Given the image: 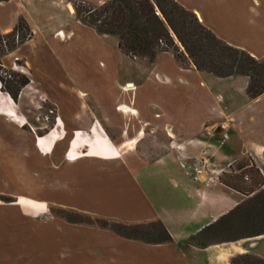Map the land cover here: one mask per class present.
<instances>
[{
    "label": "crops",
    "instance_id": "0c3cea01",
    "mask_svg": "<svg viewBox=\"0 0 264 264\" xmlns=\"http://www.w3.org/2000/svg\"><path fill=\"white\" fill-rule=\"evenodd\" d=\"M173 1L227 45L264 59V0ZM20 16L35 38L19 58L56 109L62 134L46 151L33 131L0 114V195L15 200L0 201V264H231L243 254L264 260V234L204 248L187 243L243 201L216 181L218 174L246 155L258 169L264 167V93L250 99L245 77L217 78L192 65L183 68L170 52L156 55L139 86L115 81L116 92L105 94L106 100L82 89L64 63L60 77L44 86L36 81L31 58L52 57L50 40L71 49L84 30L105 36L76 20L70 0L0 2V33ZM163 55L171 69H160ZM53 90L65 98L64 107ZM84 98L91 100L90 108ZM95 124L116 133L106 135L111 147L69 157L79 128L87 132ZM197 159L204 173L193 184L187 175ZM37 207L124 224L158 220L172 242L146 244L58 215L37 217Z\"/></svg>",
    "mask_w": 264,
    "mask_h": 264
},
{
    "label": "trees",
    "instance_id": "16d2710c",
    "mask_svg": "<svg viewBox=\"0 0 264 264\" xmlns=\"http://www.w3.org/2000/svg\"><path fill=\"white\" fill-rule=\"evenodd\" d=\"M5 1L7 0H0V2ZM72 5L77 21L93 29L98 35L115 37L117 49L132 59L139 58L152 64L157 53L173 51L175 61L182 67V57L177 54V46L172 38L174 35L183 48L182 54L188 57L197 71L217 78L247 77L249 81L245 93L250 99H255L264 93V59L257 60L245 51L227 45L201 24L192 12L173 0H106L100 5L74 0ZM29 38V25L26 19L20 16L12 29L0 33V57L17 49ZM14 61L16 64L19 60ZM2 73L4 77L0 79L1 89L12 100H16L20 89L28 84V80L21 76L18 78L15 74H10L5 70ZM13 77L19 80L4 81V79ZM241 162L237 172H222L218 174L216 181L224 188L244 197L245 200L213 223L188 237V244L204 248L214 243L264 234L260 232L233 239L202 241L221 224L241 213L243 208L245 210L247 208L246 213H258L264 210V175L249 156H243ZM0 201L12 203L15 200L0 195ZM58 211L61 213L58 216L68 222L91 225V222L84 220V218L89 219L86 214L72 210ZM62 213L65 216H62ZM69 215H73L74 218H69ZM93 219L97 227L108 229L125 239L146 244L172 242L166 229L158 220L149 223L124 224L96 217ZM230 263L264 264V260L257 256L243 254L231 258Z\"/></svg>",
    "mask_w": 264,
    "mask_h": 264
},
{
    "label": "rangeland",
    "instance_id": "374dc122",
    "mask_svg": "<svg viewBox=\"0 0 264 264\" xmlns=\"http://www.w3.org/2000/svg\"><path fill=\"white\" fill-rule=\"evenodd\" d=\"M70 2L72 4L74 0H70ZM47 30L48 28L45 29L44 26H42L43 32L48 33ZM34 38L35 35L30 28V38L25 42L26 44L24 43V46L21 45L22 47H18L21 48V52H19L17 57H14V51L18 48L12 51L14 53L9 52L1 55L0 57V79L4 77V73H2V71L5 70L10 74H15L18 78L21 76L28 80V84L20 89L16 100H12L9 95L1 89L2 84L0 83V114H5L11 117L19 123L21 129L33 131L40 141L43 149L48 150L52 143L60 138L62 134V131L59 129L60 124L56 117V109L45 100L43 94L41 93L39 84L33 80L32 71L27 65L26 60L22 57L19 58L21 53H25V46L29 45V42H32ZM172 38L177 46V54L182 57V67H189L192 65L191 61L185 54H182V52H184L183 48L178 43L174 35H172ZM116 42L117 40L115 37H98L92 34V32H87L85 30L78 33L77 44H74L71 49H68L69 46L50 40L49 48H51L50 51H52V57H49L48 55H43L41 57L33 55L31 58L32 65L36 71V81L44 86H48L50 81L53 82L60 77L62 72L61 70H64L62 65L64 63L65 65L67 64V69L71 73L73 72L75 80L78 81V84L82 87V89L95 96H101V99L106 97L105 94L108 92L113 94L116 92L115 81H118L120 84H135L136 86H139L145 79L146 72L153 63L148 64L146 60L139 58L132 59L124 55L117 49ZM163 52H170L174 58L175 52ZM66 53L72 54L73 57L70 58L71 60L63 58ZM63 59H65V61ZM14 60L19 61L15 64ZM160 64L162 66L160 69L168 70L172 68L168 55L160 57ZM46 69H48V73L46 72ZM18 78L13 77L7 80L4 79V81L14 80L16 82L19 80ZM245 78L247 79L248 84L249 80L247 77ZM145 86H148V83ZM52 93L58 100L59 105L64 107L66 100L63 95L55 90H53ZM93 95L91 96L93 97ZM102 100H106V98ZM84 101L87 104V107L90 108L91 100L89 101V99L84 98ZM219 131V128L215 130L217 133H219ZM115 134L116 133H114V131L106 130L102 126H98L96 124L93 128L88 129L87 132L82 130L80 127L75 140L72 142L70 147L69 157H73L81 153L91 155L98 148L107 150L111 147V144L106 139V135L113 136ZM239 164H242L241 160L232 165L231 171L237 172ZM254 165L256 166L255 163ZM263 169L264 167L262 170H259L264 175ZM187 177L189 178L188 175ZM239 197L242 198L243 201L245 200L244 197ZM246 210L243 208L241 213L237 214V216L233 219H229L221 224L212 234L206 236V238L204 237L202 241L209 242L215 240L233 239L243 235H253L264 232V210L258 213H246ZM30 211L32 210L30 209ZM59 213L60 212L58 210L51 207L35 208V215L37 217L45 218L49 215H58ZM62 216L65 215L62 213ZM88 216L89 219L84 218V220H88L91 222V226L96 227L97 223L93 219L95 217H92L91 215ZM68 217L74 218L73 215H69Z\"/></svg>",
    "mask_w": 264,
    "mask_h": 264
},
{
    "label": "built area",
    "instance_id": "2783aa9c",
    "mask_svg": "<svg viewBox=\"0 0 264 264\" xmlns=\"http://www.w3.org/2000/svg\"><path fill=\"white\" fill-rule=\"evenodd\" d=\"M204 173L203 161L197 159L195 161L193 171L188 175L191 182L196 183L200 180L201 175Z\"/></svg>",
    "mask_w": 264,
    "mask_h": 264
},
{
    "label": "bare ground",
    "instance_id": "6f19581e",
    "mask_svg": "<svg viewBox=\"0 0 264 264\" xmlns=\"http://www.w3.org/2000/svg\"><path fill=\"white\" fill-rule=\"evenodd\" d=\"M80 95V94H79Z\"/></svg>",
    "mask_w": 264,
    "mask_h": 264
}]
</instances>
